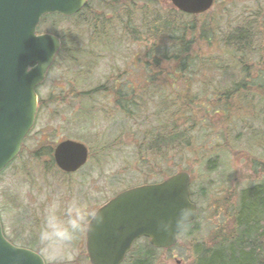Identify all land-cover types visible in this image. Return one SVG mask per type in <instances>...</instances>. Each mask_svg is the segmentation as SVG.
Wrapping results in <instances>:
<instances>
[{"label":"rangeland","instance_id":"1","mask_svg":"<svg viewBox=\"0 0 264 264\" xmlns=\"http://www.w3.org/2000/svg\"><path fill=\"white\" fill-rule=\"evenodd\" d=\"M155 2L162 12L177 10L171 0ZM138 3L143 5V0ZM254 18L257 22L253 46L241 49L235 41V46L223 41L234 26L250 23ZM185 19H197L201 31L205 30L201 48L207 58L202 62L218 69L214 85L222 90H237L234 104H229L233 106L227 113L221 112L222 120L213 113L211 100L205 101L209 121L188 132L193 143L190 151L170 157L161 168H153L150 162L143 165L138 161L139 141L135 139L132 121L121 111L114 112L111 90L96 91L100 86L106 87L99 84L106 83L109 74L123 72L142 47V41L112 49L101 45L97 49L100 58H90L89 72L82 78L78 67L73 63L69 66L60 57L38 87L44 104L39 106L36 125L18 158L0 173V213L9 239L34 248L49 264H92L86 246L87 225L71 244L59 250V259H50L49 252L39 243L49 210L55 208L62 216L68 203L75 200L86 205L88 212H94L126 188L156 182L183 170L191 173L192 200L198 207V235L214 242L218 234L235 224L232 214L242 190L264 183V0H216L205 14ZM53 23L47 18L40 24V32H70L77 20L60 19L55 24L58 28ZM210 28L213 36L208 42ZM113 39L121 40L119 34ZM203 71L208 93L212 80ZM143 74L134 70L131 77L136 75L134 79L141 81ZM198 85L201 86L198 83L194 88ZM205 112L200 118L207 115ZM63 139L77 140L90 148L87 164L75 173L62 172L53 163L52 147ZM190 238L186 232L171 252L159 250L155 264H189Z\"/></svg>","mask_w":264,"mask_h":264},{"label":"trees","instance_id":"2","mask_svg":"<svg viewBox=\"0 0 264 264\" xmlns=\"http://www.w3.org/2000/svg\"><path fill=\"white\" fill-rule=\"evenodd\" d=\"M108 9L112 11L107 12ZM185 16L190 15L174 9L162 12L155 0H143V5L138 0H88L86 7L74 16L53 14L42 20L51 18L55 28L60 19L77 20L70 32L52 33L62 41L56 61L61 57L69 66L73 63L81 78L89 72L90 58H100L97 49L101 45L107 44L112 49L142 41V47L130 58L123 72L109 74L106 83L99 84L106 87L100 86L96 91L111 90L115 98L114 112L121 111L132 121L135 139L139 141L136 148L139 163L150 162L153 168H161L170 157L190 151L193 143L188 132L209 121L210 111L205 112V101L211 100L213 113L222 120L221 112L225 114L233 106L229 104H234V92H237L214 85L218 69L202 62L207 58L201 48L205 30L201 31L197 19L186 20ZM256 20L234 26L222 40L229 46H235L232 43L235 41L241 49L253 46ZM117 34L120 41L113 39ZM207 35L206 41L211 42V28ZM203 69L212 80L208 93ZM134 70L144 73L141 81L134 79L136 75L131 77ZM75 78L80 79L76 75ZM198 83L201 86L194 88ZM43 102L40 98V106ZM204 112L207 115L200 118ZM236 205L232 214L235 224L218 234L214 242L198 235L197 222H192L181 234L180 241L186 232L192 236L188 242L192 253L189 264H264V183L243 189ZM174 247L159 250L171 252ZM159 250L148 238L142 243L139 240L124 264H155Z\"/></svg>","mask_w":264,"mask_h":264},{"label":"water","instance_id":"3","mask_svg":"<svg viewBox=\"0 0 264 264\" xmlns=\"http://www.w3.org/2000/svg\"><path fill=\"white\" fill-rule=\"evenodd\" d=\"M215 0H171L175 7L192 15L205 13ZM87 0H0V172L15 160L37 115V87L46 79L59 53L61 41L52 33H38L46 14L74 15ZM41 65L46 66L43 75ZM63 172L75 173L89 158L88 146L65 139L53 151ZM191 174L185 171L154 184L122 191L98 210L106 214L103 226L87 231L88 255L93 264H123L133 243L148 237L157 249H169L179 235L158 232V218L172 216L190 200ZM97 210V211H98ZM195 217V216H194ZM192 218L194 220L195 218ZM192 222V221H191ZM0 264H45L34 250L9 241L0 215Z\"/></svg>","mask_w":264,"mask_h":264},{"label":"clouds","instance_id":"4","mask_svg":"<svg viewBox=\"0 0 264 264\" xmlns=\"http://www.w3.org/2000/svg\"><path fill=\"white\" fill-rule=\"evenodd\" d=\"M41 67L44 75L46 66ZM194 216L195 208L191 202H187L180 205L172 216L158 218L155 228L162 234L175 235L185 231ZM105 222L106 214L103 210L88 212L86 205L74 200L68 203L62 216L57 214L55 208L49 210L39 233V243L49 252L50 259L56 261L59 259V250L71 244L86 225L90 230H95Z\"/></svg>","mask_w":264,"mask_h":264},{"label":"flooded vegetation","instance_id":"5","mask_svg":"<svg viewBox=\"0 0 264 264\" xmlns=\"http://www.w3.org/2000/svg\"><path fill=\"white\" fill-rule=\"evenodd\" d=\"M87 229H88V226L86 228V233H85L86 234V243H87ZM46 264H49L48 261H47V259H46Z\"/></svg>","mask_w":264,"mask_h":264}]
</instances>
